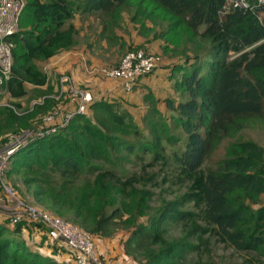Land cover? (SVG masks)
Returning a JSON list of instances; mask_svg holds the SVG:
<instances>
[{"label": "trees", "instance_id": "16d2710c", "mask_svg": "<svg viewBox=\"0 0 264 264\" xmlns=\"http://www.w3.org/2000/svg\"><path fill=\"white\" fill-rule=\"evenodd\" d=\"M224 2L26 0L19 31L11 37V75L3 86L14 100L28 94V85L44 89L41 95L57 91V80L48 84L37 62L75 46L71 20L76 14L116 21L122 8L136 7L167 20L165 49L171 54L179 49L174 32L209 44L205 59L197 51L190 57L184 49L169 57L167 87L159 95L148 91L143 96L142 116L118 110L110 94L95 97L85 114H74L55 132L29 142L7 163V181L11 178L20 193L31 192L35 203L89 233L101 256L95 239L128 229L124 250L140 264H184L190 254L198 263L215 264L216 249H229L235 257L226 264H264V145L240 137L247 128H264V12H223ZM158 68L136 78L130 91L121 88L118 100L126 101ZM47 103L53 105H37L24 115L1 106L0 144L9 131L28 126L36 109L48 114L74 108L69 94ZM141 119L145 128L135 121ZM172 122L180 128L178 137L172 135ZM230 138L235 140L225 145L224 158L206 168L212 151ZM171 143L178 146L171 149ZM24 230L29 237L39 234V241L28 244ZM49 230L42 220L24 217L12 223L4 217L0 264H76V251L63 239H52ZM64 254L68 261L60 260Z\"/></svg>", "mask_w": 264, "mask_h": 264}, {"label": "rangeland", "instance_id": "374dc122", "mask_svg": "<svg viewBox=\"0 0 264 264\" xmlns=\"http://www.w3.org/2000/svg\"><path fill=\"white\" fill-rule=\"evenodd\" d=\"M120 18H118L116 21H109L108 18H105V16H101L100 14H84L79 16V21L76 22V25L80 28H82L84 21L92 17L93 20L91 21L90 27L88 29V32L90 35L88 36L87 43H91V47H88L91 49V55L92 59H95L94 61H90V65H85V68L87 67V70L89 68V75L92 76L93 79L85 80L81 72L79 73H72L71 70L68 68H63L60 64L61 62H64V53L73 51L75 48H78L82 45H84V41L82 38L81 33L77 30L76 38H75V47L70 48L69 50H62L58 52L56 55V58H53V60L48 61H38L37 65L41 69H43L45 72H47V76L49 79L48 84L56 83L57 91L49 90L48 92H45V94L41 95V90L44 89H36L31 86H27L28 94L21 98L20 100H14L9 97V95L6 93L5 90H3L0 94V107L1 106H7L11 108H16V112L19 115H24L30 113L35 106L41 105V104H49L48 106H52L53 104L47 103V100H56L60 98L62 100L63 96L69 93V89L71 87L77 88V89H83L92 91L95 90V84H100L102 87H108V85H104L105 80H109V78L103 76L102 73H100L99 68L101 67H115L117 66L121 59L123 58L124 54L128 51L132 50H144L146 53L153 55V57L156 60V66L155 68H158V65H162L165 61V59H169V57H178L176 55L179 54L184 49L186 54L190 57H193L194 53L196 51L201 54L202 56L200 59H205L204 56L206 55V48L208 47V43H206L204 40L196 39L195 43L194 41L187 40L186 35L182 34L181 32H174L173 34L176 36V47L179 48L178 51L173 54L170 53L169 50L165 49L167 44L165 41L168 39L166 38L165 32L167 31V20L164 18H161L159 16H150L149 11H144L142 9H139L137 11L136 7H127L122 8L120 10ZM80 15V14H77ZM77 15L73 17L71 20L72 23H74V20L77 19ZM174 36H170V40L173 39ZM161 43L164 47L161 46ZM194 43V44H193ZM172 48V45H170ZM181 50V51H179ZM67 52V53H68ZM176 59V58H175ZM87 61V58L83 59ZM191 62L195 63H201L194 61L191 59ZM44 63H46V70L44 69ZM71 61L66 62L65 65H70ZM81 76H80V75ZM56 79V80H55ZM86 82V84L84 83ZM89 83H92L89 84ZM167 82H165V86L162 88L167 87ZM92 86L94 88H92ZM112 87V86H111ZM154 91H158L157 88L154 89ZM54 94V95H53ZM52 95V96H51ZM51 96V97H50ZM61 96V97H60ZM128 97V96H126ZM111 101L117 102V104L120 105L118 110L122 109H129L130 105L132 104L128 98H126V101L118 100V97H110ZM109 99V100H110ZM141 103L139 105H134L136 108L135 111H130L133 115H135V118H137V115L142 116L145 113V105H143L144 98H140ZM12 102H19L21 104L20 108H17L15 105L12 104ZM57 102H59L57 100ZM54 103V102H53ZM14 106V107H13ZM50 108L49 110H51ZM54 109V108H53ZM161 110H163V106H161ZM37 116L34 119H29L28 126L23 127L22 129H18L15 131H9V134L3 135V142L0 144V149L9 141L10 137L14 134H19L24 130H35L40 128L42 125L41 118L47 114V112H41L40 110H37ZM134 118V119H135ZM136 122L140 123L141 127L145 128L147 124L141 119V120H135ZM171 130L173 137H178L180 135V128L172 122L171 124ZM240 137L244 139H252L256 142H258L260 145H264V128L256 127V128H247L244 131L240 133ZM235 140V138H230L227 140H224L219 145L218 148H216L214 151H212L211 155L206 159L205 161V167L206 168H213L217 165V163L222 160L225 156L224 147L225 145ZM163 147L166 145V140H163ZM3 145V146H2ZM2 146V147H1ZM178 143H171V149L174 147H177ZM169 145H167V149L169 150ZM10 180H12L10 178ZM8 180L11 185L12 182ZM8 182V183H9ZM13 186V185H12ZM14 187V186H13ZM17 188V189H16ZM14 187L18 198L23 202L24 204H27L29 206H33L41 210L42 212L48 213L52 215L51 212H49L45 206L38 205L35 203L32 199L31 192H22L20 193L18 187ZM7 207V204L3 202V208L0 209V212L4 214L6 217L9 216V212L5 211ZM5 212V213H3ZM1 214V213H0ZM54 216V215H53ZM62 218V217H61ZM64 219V218H62ZM145 217L141 218V222L145 221ZM65 220V219H64ZM173 230L171 231L172 235H177V228L172 227ZM130 230L128 229H119L114 235L110 238L105 239H95L101 240V242L104 244V246L107 247V245L110 244V248L112 253L117 254L116 252H113L115 249L122 248L123 255L130 258V260L134 264H140L138 260L134 259L130 255L126 254V251L124 250L125 243L129 237ZM27 241L31 244H34V237H28ZM216 255H219V257L214 256L215 264H226L230 263L232 260H235V257L232 259L230 258L231 252L228 249L227 251H223L221 249H216L214 251ZM111 253H106V255ZM112 255V254H111ZM109 256V255H108ZM116 256V255H115ZM112 257V256H111ZM114 258V257H113ZM116 258V257H115ZM114 258V259H115ZM184 264H202V262L198 263L196 262V256L195 254H190L186 258V262Z\"/></svg>", "mask_w": 264, "mask_h": 264}, {"label": "built area", "instance_id": "2783aa9c", "mask_svg": "<svg viewBox=\"0 0 264 264\" xmlns=\"http://www.w3.org/2000/svg\"><path fill=\"white\" fill-rule=\"evenodd\" d=\"M26 0H0V94L4 90V83L10 78L12 67L11 37L19 31V21ZM264 5V0H225L223 12L233 8L251 9ZM156 66L153 55L144 50H132L124 54L120 63L115 67H101L100 73L109 79H119L122 89L130 91L136 78L150 72ZM70 101L74 108L68 111L55 109L45 115L42 126L35 130H24L14 134L0 149V209L3 202L7 204L5 211L10 222L16 223L24 217L32 220H42L50 230L52 239H63L70 249L76 251V264H114L113 260L101 256L95 248L92 236L67 223L65 220L42 212L36 207L21 202L13 187L5 177V169L11 156L20 148L34 139L47 136L64 126L74 114H85L87 106L95 99L91 91L71 87Z\"/></svg>", "mask_w": 264, "mask_h": 264}, {"label": "crops", "instance_id": "0c3cea01", "mask_svg": "<svg viewBox=\"0 0 264 264\" xmlns=\"http://www.w3.org/2000/svg\"><path fill=\"white\" fill-rule=\"evenodd\" d=\"M77 15V14H76ZM79 16L77 15V19L74 20V26L75 28L79 31V33H81L83 41H84V45L81 44L80 47L75 48V50L73 51H67L65 52L64 55V62L60 61V64L62 65L63 68H68L69 70L72 71V73H79L81 72L83 77L85 80H90L93 79L92 76L89 75V68L87 70V67L85 68V65H90L92 63H90V61H94L95 59H92V55H91V49L88 47H91V43H87L88 41V36L90 35V33L88 32V29L90 27L91 21L93 20L92 17L87 18L84 23L82 28L78 27L76 25V22L79 21ZM75 47V46H73ZM69 50V49H67ZM66 51V50H65ZM56 58V56L54 57ZM87 58V61L83 59ZM49 60H53L49 59ZM71 61L70 65H65L66 62ZM173 61L170 59H165L164 63L162 64V66H160L158 69L155 70L154 73H152L151 75H149L148 77L144 78L142 81H140L138 83V87H136L135 91L132 94H127L126 96H128L127 98L130 100V102L132 103L130 105L129 110L130 111H135V107L133 104L135 105H139L141 103L140 98H142L148 91H152V93H156V94H161L163 91V88L165 86V82H166V75H167V67L169 66V64H171ZM46 63H44V69L46 70ZM86 84V82H84ZM92 85V83H89ZM104 85H108V87H102L100 84H95L93 86H95V90L92 89V93L93 95L97 98L98 96H103L104 94H110L112 97H118V95L121 94L122 91V86H121V81L119 79H109V80H105ZM92 86V88H94ZM112 86V87H111ZM157 88L158 91H154V89ZM0 220H2L4 217L6 218V216L4 214H2V212H0ZM5 213V212H3ZM23 237L26 239V242L28 244H31L27 241L28 239V234L27 231H23L22 233ZM40 236L39 234H35L34 235V242L39 241ZM98 248L101 250L102 253H104V255L106 257H109L113 260L114 264H134L129 257L123 255L122 253V248L119 249H115L112 253L111 248H110V244L106 246H104V244L101 242V240H99V244H98ZM41 249H43L46 252H49V249L46 247H41ZM106 253H111L106 255ZM116 255V256H115ZM112 256V257H111ZM115 259H114V258ZM60 260L62 261H68L69 258L67 257V255H61L60 256Z\"/></svg>", "mask_w": 264, "mask_h": 264}, {"label": "clouds", "instance_id": "9594fccd", "mask_svg": "<svg viewBox=\"0 0 264 264\" xmlns=\"http://www.w3.org/2000/svg\"><path fill=\"white\" fill-rule=\"evenodd\" d=\"M225 3V2H224ZM261 7H264V5L263 6H261ZM261 7H258V8H255L257 11H258V9H260ZM223 8V7H222ZM259 12V11H258ZM261 12H264V11H260V13Z\"/></svg>", "mask_w": 264, "mask_h": 264}, {"label": "water", "instance_id": "95a60500", "mask_svg": "<svg viewBox=\"0 0 264 264\" xmlns=\"http://www.w3.org/2000/svg\"><path fill=\"white\" fill-rule=\"evenodd\" d=\"M258 11H264V7H261L260 9H258Z\"/></svg>", "mask_w": 264, "mask_h": 264}]
</instances>
